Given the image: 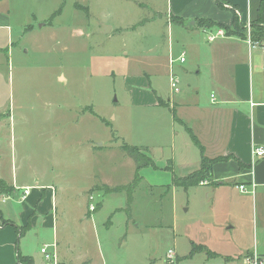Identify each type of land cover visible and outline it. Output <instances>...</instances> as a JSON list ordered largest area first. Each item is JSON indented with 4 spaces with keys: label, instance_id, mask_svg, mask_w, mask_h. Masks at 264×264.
Here are the masks:
<instances>
[{
    "label": "rangeland",
    "instance_id": "obj_1",
    "mask_svg": "<svg viewBox=\"0 0 264 264\" xmlns=\"http://www.w3.org/2000/svg\"><path fill=\"white\" fill-rule=\"evenodd\" d=\"M77 1L85 7L77 8ZM141 1L65 0L52 25L27 33L10 45L11 53L5 47L0 54V175L36 170L59 182L58 238L63 248L80 240L70 255L77 262L100 255L108 263L162 262L176 237L177 249L186 250L183 225L197 218L185 210L183 187L156 186L168 182L170 170L140 169L142 183L130 204L129 191L110 194L101 184L133 179L136 162L123 144L144 143L158 164L172 170L167 157L179 152L181 137L189 136L170 107H148L134 92L149 93L148 83L172 103L169 48L178 52L186 43L205 44L206 35L174 23L167 0ZM104 23L115 29L106 32ZM138 147L146 163L150 150ZM176 170L178 176L186 172ZM87 214H94L93 221L84 219ZM39 237L29 239L38 251L54 239L52 232Z\"/></svg>",
    "mask_w": 264,
    "mask_h": 264
},
{
    "label": "crops",
    "instance_id": "obj_2",
    "mask_svg": "<svg viewBox=\"0 0 264 264\" xmlns=\"http://www.w3.org/2000/svg\"><path fill=\"white\" fill-rule=\"evenodd\" d=\"M125 1L135 5L145 3L141 0ZM261 1L225 0V5L236 7L240 22L248 23L257 17ZM64 4L65 0H0V54L5 47L11 53L13 49L10 45L15 47L16 41L27 36V33L52 25L62 14ZM75 6L79 8L83 5L77 1ZM59 9L57 16L49 22ZM166 9L171 20L172 16L180 18L178 21L173 20L174 23L184 30H192V33L202 31L206 35L208 31L218 29L200 27L197 23L200 18L233 25V12L218 7L216 0H167ZM86 10H89V5ZM104 25L106 32L115 29L114 25ZM204 38L205 44L186 43L178 52H174L171 46L169 48V84L173 71L180 77L181 84L178 93L173 92L170 84L168 98L172 103L162 99L156 88L148 83L152 87L149 93L141 92L138 95L137 88L134 92L140 100H146L143 103H148V107H170L173 119L184 125L189 134L181 137L179 152L167 157L172 163V170L166 167L167 163L158 164L155 155H151L152 150L144 143L131 146L150 150L149 156L158 168L162 172L170 170L168 179L174 171L177 172L176 169L186 170L180 177L197 170L203 156L220 158L212 165V181L182 186L186 193L185 210L193 211L192 216L197 215V218L189 219L183 225L182 233L189 243L183 253L177 249L178 238H175L172 249L176 251L177 263L249 264L252 261H264V155H254L256 147H264V41L252 48L247 38L237 35L226 34L214 41H209L206 36ZM182 51L187 53L185 62L177 60ZM2 108L4 105L0 101V113ZM190 131L197 137L203 150L194 143ZM46 175L36 170L31 175L18 172L9 178L0 175V179L12 187L10 192L0 196V264L166 263L167 257L162 262L154 258L151 263H123L119 260L108 263L103 255L95 256L93 260L88 258L87 261V257L80 258L78 262L71 259V251L81 242L74 238L63 248L58 238L59 182L48 180ZM139 175L143 178L141 171ZM101 184L114 187L127 182ZM241 184L247 190H241ZM158 185L173 190L181 187L173 184V174L168 182ZM27 187L30 188L29 194L24 198ZM122 192L127 193L125 190ZM93 215L87 214L84 219L92 220ZM48 232H52L51 238H54L53 242L48 243H56L57 259L47 262L38 251V245L33 248L29 245V239H33V236L40 238ZM48 243L43 242L41 245ZM194 244H200L205 249L194 252Z\"/></svg>",
    "mask_w": 264,
    "mask_h": 264
},
{
    "label": "trees",
    "instance_id": "obj_3",
    "mask_svg": "<svg viewBox=\"0 0 264 264\" xmlns=\"http://www.w3.org/2000/svg\"><path fill=\"white\" fill-rule=\"evenodd\" d=\"M218 7L221 9L227 8L230 9L233 12V25L229 26L227 24H222L220 22H216L212 19H203L200 18L198 19L197 23L199 24L200 27H218V28H224L226 31L227 35H237L240 37L247 38L246 34V25L243 22H240L239 20V12L238 9L234 6L230 5H225V0H216ZM260 8L258 10V15L255 19H253L252 22V29H251V37L255 41H264V0L261 1L260 3ZM60 12V9L57 10V12L50 18L49 21H52V19L57 16V14ZM176 20H180V18H176ZM182 20V19H181ZM162 103V101H160ZM192 139L195 144H198L202 150L203 146L199 143L197 137L190 131ZM123 149L128 152L129 154L132 155V158L136 161V171H135V178L133 181H131L129 184H125L122 186H114L111 187L109 185H103V189L108 191L107 193L111 192H122V190H126L128 193V203L130 204L133 201V191L134 189L140 184V181L142 180L141 176L139 175V170L142 169L143 167H151L153 166L154 168H158L156 165L155 161L147 157V162H143L141 160V156L139 152L141 153L140 149L138 146H131L128 144H123ZM220 158H206L202 157V163L200 169L197 171L191 173L190 175L187 176H178L177 174H174L173 176V184L175 186H184V187H190L197 185L203 180H210L212 181V165L215 161L219 160ZM12 187L7 184V182L4 179H0V195L1 193H8L10 192ZM102 189V188H101ZM205 247L202 245H193V251L194 252H199V250H204Z\"/></svg>",
    "mask_w": 264,
    "mask_h": 264
},
{
    "label": "built area",
    "instance_id": "obj_4",
    "mask_svg": "<svg viewBox=\"0 0 264 264\" xmlns=\"http://www.w3.org/2000/svg\"><path fill=\"white\" fill-rule=\"evenodd\" d=\"M251 23L252 22H248L245 23L248 27V32H247V40L249 43V46L254 48V46L260 44V41H255L254 39H252L251 37ZM223 35H226V31L224 28H218L215 31H208L206 33V37L209 39V41H214L217 37H223ZM186 54L185 51L181 52V55H179V58L177 59L178 61L180 60L181 62H185L186 61ZM174 61V60H173ZM172 61V62H173ZM170 84L172 87L173 92H180L181 90V84H180V77L175 74L174 72H172L171 76H170ZM254 155L256 156H262L264 155V147L259 146L256 147V149L254 150ZM206 181L202 182L205 183ZM239 188L241 190H247V187L244 184L239 185ZM29 190L30 188H25L24 190V198L26 197V195L29 194ZM5 198V197H4ZM95 206L92 203L90 205V210L94 211L95 210ZM40 253L43 254L45 260L48 261H52V260H56L57 259V253H56V243H48V244H44L41 249H40ZM164 264H179L176 262V251L173 250L172 248H169L168 254H167V260L166 263ZM249 264H264V261H252Z\"/></svg>",
    "mask_w": 264,
    "mask_h": 264
}]
</instances>
